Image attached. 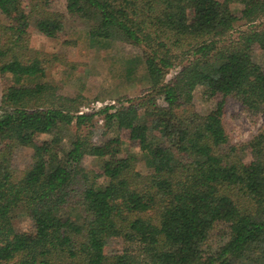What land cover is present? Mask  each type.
I'll return each instance as SVG.
<instances>
[{"label": "trees", "instance_id": "obj_1", "mask_svg": "<svg viewBox=\"0 0 264 264\" xmlns=\"http://www.w3.org/2000/svg\"><path fill=\"white\" fill-rule=\"evenodd\" d=\"M21 2L0 0V73L12 80L0 99V264H264V128L248 143L253 160L246 164L239 154L246 144H231L223 122L229 96L264 112V65L250 53L254 44L264 47V26L256 22L264 1L66 0L67 13L92 21V45L114 37L142 47L122 78L141 74L150 93L166 91L152 108L119 97L120 105L90 113H73L79 99L57 94L47 79L56 62H68L30 46V26L53 37L66 14L46 9L45 0H28V9ZM186 43L199 54L166 81L170 63L162 52ZM197 89L218 98L214 109H195ZM94 114L113 132L100 144L92 138ZM18 147H31L37 158L13 166L7 152ZM89 157L99 171L82 168ZM143 157L147 173L137 169ZM246 193L256 212L239 211ZM22 213L32 230L16 228ZM218 220L234 222V236L201 255L196 247ZM109 238L124 241L123 253L105 254ZM76 242L83 256L64 258Z\"/></svg>", "mask_w": 264, "mask_h": 264}, {"label": "rangeland", "instance_id": "obj_2", "mask_svg": "<svg viewBox=\"0 0 264 264\" xmlns=\"http://www.w3.org/2000/svg\"><path fill=\"white\" fill-rule=\"evenodd\" d=\"M264 1V0H263ZM45 8L51 11L64 12L66 14L65 26L61 32L50 37L35 29L28 28L30 32V46L47 53H56L63 58L67 64L56 62L49 71L47 79L53 81L57 86V94L79 99L78 107H69L73 113L99 112L105 105L98 106V103L109 102V104L120 105L119 97L132 98L135 102L142 100L148 107L164 103L165 92L163 94H152L148 89V82L141 80V74H137L130 81L119 75L121 69L125 68L129 57L141 54L142 47L114 37L109 38V42L103 46L91 44L87 29L92 21L80 19L67 13L66 0H45ZM21 6L28 9V0H22ZM191 14V7H188ZM264 26V15L256 21ZM239 22L237 28H246V25ZM196 44H180L176 48L162 52V55L169 61L166 81L174 76L176 72L187 62V60L197 53ZM200 52V51H199ZM251 56L254 61L264 65V47L254 44L251 47ZM61 63V65H59ZM12 80L7 75L0 73V99L3 89L11 84ZM218 98L208 99L201 96L200 90H196L194 100L195 109L201 113H207L215 108ZM102 115L94 114L92 117L93 126L92 138L94 143L100 144L113 136L112 130L104 127ZM223 122L231 144L241 146L246 144L245 152H240L246 164L253 160L251 147L247 146L251 139L264 128V112L254 111L246 108L240 101L232 96L227 97ZM76 124L70 125L69 133L75 131ZM84 127L83 132H87ZM123 138L129 143L132 150L138 151V144L132 140L129 130H122ZM48 136L41 135L39 140L48 139ZM1 146V143H0ZM64 146H69V136L64 139ZM11 164L24 168L31 164L36 158V153L31 147H18L7 152ZM85 171H99V167L89 157L84 159L83 167ZM137 169L143 173L150 171L145 165L144 157L137 163ZM237 207L241 213L256 212L258 205L256 200L247 193L238 198ZM15 226L20 231L33 229V222L24 213L19 214L15 220ZM235 223L231 221L218 220L210 232L209 238L199 244L201 255L213 254L224 247L234 236ZM126 244L119 238H109L105 246V254L114 256L123 253ZM66 259H74L83 256V248L80 242H76L66 247L62 251Z\"/></svg>", "mask_w": 264, "mask_h": 264}, {"label": "built area", "instance_id": "obj_3", "mask_svg": "<svg viewBox=\"0 0 264 264\" xmlns=\"http://www.w3.org/2000/svg\"><path fill=\"white\" fill-rule=\"evenodd\" d=\"M107 104H109V102H105V103H98V106H103V105H107ZM83 111H81V113H82Z\"/></svg>", "mask_w": 264, "mask_h": 264}]
</instances>
